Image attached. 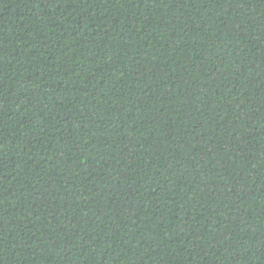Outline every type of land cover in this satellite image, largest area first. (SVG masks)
Wrapping results in <instances>:
<instances>
[{
  "label": "trees",
  "instance_id": "trees-1",
  "mask_svg": "<svg viewBox=\"0 0 264 264\" xmlns=\"http://www.w3.org/2000/svg\"><path fill=\"white\" fill-rule=\"evenodd\" d=\"M0 264H264V0H0Z\"/></svg>",
  "mask_w": 264,
  "mask_h": 264
}]
</instances>
